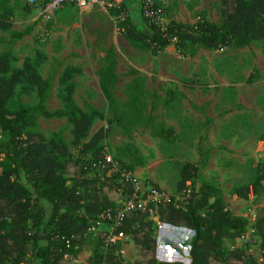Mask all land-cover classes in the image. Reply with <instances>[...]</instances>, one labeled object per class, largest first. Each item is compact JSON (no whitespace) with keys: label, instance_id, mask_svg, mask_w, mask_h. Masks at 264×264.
<instances>
[{"label":"rangeland","instance_id":"obj_1","mask_svg":"<svg viewBox=\"0 0 264 264\" xmlns=\"http://www.w3.org/2000/svg\"><path fill=\"white\" fill-rule=\"evenodd\" d=\"M163 1L159 4V13L164 29L173 24L186 25L189 30L181 27L180 32L197 35L195 27L202 19L222 22L221 0ZM28 5V0H0V14L6 8L13 11L7 25L0 17V56H7L11 65L6 77L30 63L51 86L44 104L46 111L51 114L65 111V96L71 83L75 104L92 116L87 135L79 145L74 143L73 125L66 114L48 117L38 111L32 131L42 134L48 148L58 157L61 154L53 142L58 140L55 135L60 134L69 152L66 156L78 159L82 144L89 142L101 128L111 126L102 141L105 154L121 158L127 165H137L133 171L141 189L162 188L175 198V207L184 208L194 190L216 189L217 194L209 197L210 203L221 197L226 210L248 220L243 236L223 238V250L229 253L241 248L258 264H264L262 237L255 228L264 217V187L259 192L252 188L264 169L263 41L251 39L246 45L233 44L224 49L201 46L191 54L188 45L182 46L180 37L169 32L170 45L154 54L149 49L134 47L126 39L120 27L126 15L119 17L97 7L86 11L64 7L52 20L43 21L33 19L34 13ZM125 5L135 27L153 34L143 17L141 0H125ZM111 47L116 54L120 78L115 91L118 107L126 108L131 98L127 91L129 83L142 77L143 88L148 92L146 124L127 127L116 121L109 123L113 116L108 111L98 73ZM68 69H73V76L64 82ZM39 92L38 84L23 78L16 84L9 105L14 109L34 108L40 103ZM158 128L173 132L179 145H169ZM94 153V150L87 152L86 159H93ZM186 163L196 164L199 171L193 179L184 181L181 171ZM89 175L97 179L101 173L94 170ZM100 178V182L104 180ZM23 181L28 185L25 177ZM186 187L185 195L181 192ZM246 187L249 188L247 196L237 193ZM126 196L127 193L117 204H124ZM150 203L147 219L157 225L155 239L157 236L161 243L172 245L178 252L177 255L169 250L172 256L162 255L161 259L170 257L189 264L193 229H182L176 234L177 244L169 242L158 233L165 226L159 221L158 206ZM100 231H88L90 243L73 258V264H91L89 258L102 250ZM118 244L121 251L126 250L122 254L123 264H136L137 245L132 235L125 233Z\"/></svg>","mask_w":264,"mask_h":264},{"label":"trees","instance_id":"obj_2","mask_svg":"<svg viewBox=\"0 0 264 264\" xmlns=\"http://www.w3.org/2000/svg\"><path fill=\"white\" fill-rule=\"evenodd\" d=\"M28 6L32 11V6ZM113 12L119 17L126 15V20L120 21L126 39L134 47L149 49L154 54L170 45L171 34L178 35L180 44L188 45L191 54H195L201 46L224 49L233 44L246 45L251 39L262 40L264 44V0H221L222 22L218 24L202 19L195 27L197 35L180 32L181 27L189 30L186 25L173 24L163 29L161 25L149 23V19L143 15L153 31V34H149L135 27L126 6L123 12ZM12 14L9 8L0 14L6 25ZM10 70L7 56H0V264H71L72 258L77 257L90 243L87 234L99 216L109 209H121L123 204L117 202L123 200L126 193L125 199L130 198L134 188L122 179L120 171L105 169L100 176L104 178L101 182L98 180L100 177L92 179L89 175L94 170L98 173L93 163L105 156L102 141L109 134L111 126L101 128L89 142L82 144L81 158L78 159L66 156L69 152L60 134L55 135L58 140L53 142L54 148L61 154L58 157L48 148L44 136L32 131L36 112L41 111L48 117L66 114L73 125L74 143L81 144L91 126L92 116L75 104L73 84L67 87L65 111L51 114L44 107L51 88L49 82H44L30 63H26L23 69L14 70L7 78ZM98 74L108 111L113 116L110 125L115 121L127 127L146 124L144 111L148 92L143 88L142 77H136L129 83L127 91L131 98L125 104L126 108L121 110L118 107L115 91L120 78L112 47L107 50ZM72 76L73 69H68L63 76L64 82H68ZM23 78L38 84L40 103L34 108L14 109L9 102L16 84ZM158 129L169 145H179L173 132ZM90 150L95 152L93 159H86L85 155ZM115 159L124 170H134L137 166L127 165L121 158ZM198 171L196 164L186 163L181 171L184 181L193 179ZM248 187L237 193L247 196ZM263 187L264 169L252 184L256 192ZM187 190L186 187L181 193L186 195ZM215 194L216 189L211 187L199 192L194 190L186 208L175 207V198L171 196L170 203L158 206L159 221L195 231L189 264H258L241 248L229 253L223 250V238L237 239L243 236L248 220L226 210L221 197L210 203L209 197ZM148 215L149 206L129 212L119 229L131 234L135 240L136 264H183L157 260V241L154 237L157 225L147 219ZM255 228L262 237L261 252L264 256V217L256 223ZM99 239L103 244L104 236L101 233ZM89 261L91 264L102 261L123 264L120 245L112 244L106 249L103 244L102 250H98Z\"/></svg>","mask_w":264,"mask_h":264},{"label":"built area","instance_id":"obj_3","mask_svg":"<svg viewBox=\"0 0 264 264\" xmlns=\"http://www.w3.org/2000/svg\"><path fill=\"white\" fill-rule=\"evenodd\" d=\"M162 2L164 1L141 0L142 14L149 19V23L161 25L159 4ZM28 4L32 6V11L35 12L37 18L42 19L43 21L52 20L61 9L68 5L74 6L82 11L97 7L100 10L110 12H123L126 6L124 0H28ZM93 167L97 171H100L101 174L105 169H110L115 172L120 171L122 179H124L127 183L132 184L134 188V193L130 198L125 199L121 209H109L104 212L90 228V231H100L99 229L102 224H108V228L105 231V237L103 239V244L106 249L112 244L118 243V241L125 237V233L119 229L123 225L127 213L146 207L148 206V203L150 204V202L155 203L157 206L171 202V196L162 188L153 186L151 188L148 187L141 189L142 187L139 185L135 171L122 169L121 164L110 154L106 153L103 159L95 161L93 163ZM189 194H191V191ZM151 214H153V211H151ZM71 264H73V261H71ZM100 264L107 263L106 261H102Z\"/></svg>","mask_w":264,"mask_h":264},{"label":"crops","instance_id":"obj_4","mask_svg":"<svg viewBox=\"0 0 264 264\" xmlns=\"http://www.w3.org/2000/svg\"><path fill=\"white\" fill-rule=\"evenodd\" d=\"M125 1V0H124ZM66 7H74V6H70V5H68V6H66ZM76 8V7H75ZM34 13V14H33ZM32 14H33V19L34 20H38V18H37V15L35 14V12H33L32 11ZM162 224L165 226L164 227V230L165 229H167V228H169L170 230H172V231H168V232H166V231H164L163 229L159 232L158 231V233L159 234H161V236H163V237H167L166 238V240H168L169 242H171V243H174V244H177V242L179 241V238L176 236V234H178V233H181V230L183 229V230H187V228L188 227H185V226H176V225H172V224H169V223H164V222H162ZM107 228H108V224H102L101 226H100V233L105 237V231L107 230ZM158 239V237L156 236V241H157V247H156V258H157V260L158 261H168V260H166V259H169V261L168 262H175L174 260H172L170 257L172 256L171 255V253H170V251H174L177 255H178V252L175 250V249H173V247H171L170 245H166V244H164V243H161L160 242V240L158 241L157 240ZM170 250V251H169ZM121 253L122 254H126V250L125 251H121ZM158 255V256H157ZM162 255H165V256H170V257H168V258H166L165 260H162L161 259V257L160 256H162ZM160 257V258H159ZM163 258V257H162ZM78 263L80 262V259L78 258Z\"/></svg>","mask_w":264,"mask_h":264},{"label":"water","instance_id":"obj_5","mask_svg":"<svg viewBox=\"0 0 264 264\" xmlns=\"http://www.w3.org/2000/svg\"><path fill=\"white\" fill-rule=\"evenodd\" d=\"M191 232H192V234H194V233H195V231H194V230H191Z\"/></svg>","mask_w":264,"mask_h":264}]
</instances>
